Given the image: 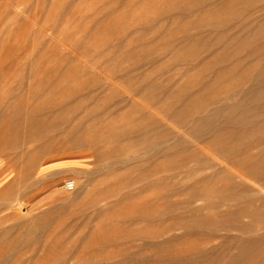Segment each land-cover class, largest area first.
<instances>
[{
    "label": "rangeland",
    "instance_id": "rangeland-1",
    "mask_svg": "<svg viewBox=\"0 0 264 264\" xmlns=\"http://www.w3.org/2000/svg\"><path fill=\"white\" fill-rule=\"evenodd\" d=\"M263 4L0 0V264L231 261L239 204L187 203L211 171L194 167L189 127L249 84L229 35L264 29ZM234 264H264V240Z\"/></svg>",
    "mask_w": 264,
    "mask_h": 264
},
{
    "label": "bare ground",
    "instance_id": "bare-ground-1",
    "mask_svg": "<svg viewBox=\"0 0 264 264\" xmlns=\"http://www.w3.org/2000/svg\"><path fill=\"white\" fill-rule=\"evenodd\" d=\"M261 10L264 11V4ZM256 34L260 36L253 37ZM229 40L235 45L226 55V60L235 64L232 69L241 67L240 74L249 84H241L227 98H209L208 104L218 105H205L194 112L189 127L192 138H195L190 141V145H195L192 149L194 167L198 172L202 169L211 171L196 175L198 182L207 185L193 188L187 203L206 199L214 207L239 204V208L224 215L231 220L227 231L237 230L242 242L239 253L227 263L234 264L247 250L264 240V233H259L264 229V29L260 25L255 28L246 21L229 35ZM243 49L247 51L242 53ZM36 126L39 129L40 126ZM45 133V128L41 127L39 138L43 139ZM72 142L83 144L79 137H74ZM171 147L168 146L164 152L170 151ZM134 153L138 154L137 151ZM112 156V151L96 154L97 161L106 160L107 167L118 162L112 160ZM222 163L226 164L225 168L217 166ZM218 180L224 182L217 184ZM73 181L76 187V181ZM91 205L98 207L97 203ZM243 217L249 221L244 222Z\"/></svg>",
    "mask_w": 264,
    "mask_h": 264
},
{
    "label": "built area",
    "instance_id": "built-area-1",
    "mask_svg": "<svg viewBox=\"0 0 264 264\" xmlns=\"http://www.w3.org/2000/svg\"><path fill=\"white\" fill-rule=\"evenodd\" d=\"M74 181L73 180H69V181H66L65 183H64V188L66 189V190H68V191H70V190H73L74 189Z\"/></svg>",
    "mask_w": 264,
    "mask_h": 264
}]
</instances>
